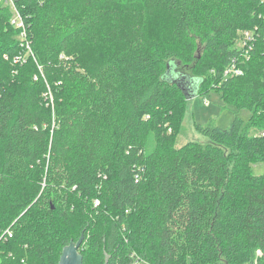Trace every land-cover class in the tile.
Here are the masks:
<instances>
[{"label":"trees","instance_id":"1","mask_svg":"<svg viewBox=\"0 0 264 264\" xmlns=\"http://www.w3.org/2000/svg\"><path fill=\"white\" fill-rule=\"evenodd\" d=\"M1 1L2 264H59L81 238L83 264H264V0H13L23 28ZM195 80L251 117L176 148Z\"/></svg>","mask_w":264,"mask_h":264},{"label":"rangeland","instance_id":"2","mask_svg":"<svg viewBox=\"0 0 264 264\" xmlns=\"http://www.w3.org/2000/svg\"><path fill=\"white\" fill-rule=\"evenodd\" d=\"M1 2L2 1L0 0V3ZM149 24L151 25L152 30L150 27L149 29L152 34H157V32L161 30H167L172 27V21L167 15H165V13L150 20ZM236 46L237 42L235 43V47ZM26 50V56L32 55L30 49L27 48ZM5 59L9 60L8 57H5ZM18 61L22 60L14 59L13 64L18 63ZM194 67V63L182 61V64L180 63L179 66L177 65L176 70L184 74L195 75L196 71L193 70ZM12 68L13 73L15 71L14 66ZM6 70H9L8 66L4 68V73H6ZM176 76H178V74H176ZM194 82L196 83L197 81L195 80ZM236 117L241 118L244 123L247 124L251 117V112L247 108H238L235 105L227 104L222 98V93L212 90L206 95H198L185 101L184 118L181 124L176 130L168 125L165 129V134L168 140H172L173 145L176 148H181L192 141L206 143L208 139L197 131L198 125L203 127L213 126L221 129H228ZM251 131V136L258 134V129H251ZM246 133L250 135V132L246 131ZM156 144L157 143L152 139L149 143L150 150L154 148ZM263 172L264 163H258L252 166L253 174L261 175ZM190 261L191 258L189 259L188 264H190ZM136 264L147 263L138 262Z\"/></svg>","mask_w":264,"mask_h":264},{"label":"built area","instance_id":"3","mask_svg":"<svg viewBox=\"0 0 264 264\" xmlns=\"http://www.w3.org/2000/svg\"><path fill=\"white\" fill-rule=\"evenodd\" d=\"M7 4H9L14 12V17L11 19L10 23L17 27V28H23L22 19L18 13V11L15 8L14 1L13 0H4ZM23 36L24 33H23ZM254 46V34L251 31H245L242 35V38L237 42L236 49L238 50L239 57L233 58L230 65L226 68L224 71V78H233L243 75V68L239 65L241 63L240 59H249V52ZM99 204L98 202L96 203ZM13 237V231L11 229H7L2 238L8 239ZM258 255H262V253L259 251Z\"/></svg>","mask_w":264,"mask_h":264},{"label":"water","instance_id":"4","mask_svg":"<svg viewBox=\"0 0 264 264\" xmlns=\"http://www.w3.org/2000/svg\"><path fill=\"white\" fill-rule=\"evenodd\" d=\"M171 65H174V62H171ZM178 74V76H176ZM184 75L176 73L174 68L170 69L168 73V78L171 80H180L183 81L182 78ZM196 85V86H194ZM194 90L193 92L188 93V98L191 99L196 96L198 84L194 83ZM190 89V88H187ZM83 241V238H81L77 243L71 242L69 246L65 247L63 250V253L60 258L59 264H83V256L79 253V248L81 246V243ZM0 264H2V260L0 259Z\"/></svg>","mask_w":264,"mask_h":264}]
</instances>
